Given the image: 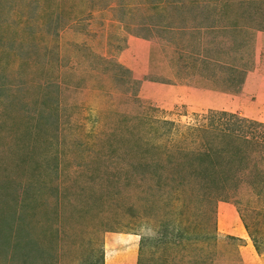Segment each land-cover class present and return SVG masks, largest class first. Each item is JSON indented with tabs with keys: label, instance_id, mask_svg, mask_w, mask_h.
Segmentation results:
<instances>
[{
	"label": "rangeland",
	"instance_id": "1",
	"mask_svg": "<svg viewBox=\"0 0 264 264\" xmlns=\"http://www.w3.org/2000/svg\"><path fill=\"white\" fill-rule=\"evenodd\" d=\"M258 34L264 0H0V264L264 255Z\"/></svg>",
	"mask_w": 264,
	"mask_h": 264
},
{
	"label": "crops",
	"instance_id": "2",
	"mask_svg": "<svg viewBox=\"0 0 264 264\" xmlns=\"http://www.w3.org/2000/svg\"><path fill=\"white\" fill-rule=\"evenodd\" d=\"M257 37H264V34L260 35L258 34ZM255 46V45H254ZM258 48V50L260 51L261 48L260 46H255ZM260 55V54H258ZM259 62H257L256 65H258ZM256 70H258V68L256 67ZM224 229L227 227H223ZM240 229L238 234L244 238L246 237V233H245V229L243 228L242 225H240ZM117 236V235H116ZM121 239L120 240H116L114 241V236H112L110 238V240H106L105 244H104V259L106 260V263H108V260H110V263H120V264H135L134 260L135 257L137 255V246L135 245L134 242H136V239L134 240V235H128L127 236H123L120 235ZM119 246V248H123L122 252H120L119 248H117ZM113 247H115L113 249ZM109 252H106V251ZM238 256H239V262L240 264H264V255H260L259 253H257L252 245V243L245 239V240H241V244L238 245ZM109 255V259H106V257ZM109 264V263H108Z\"/></svg>",
	"mask_w": 264,
	"mask_h": 264
},
{
	"label": "bare ground",
	"instance_id": "3",
	"mask_svg": "<svg viewBox=\"0 0 264 264\" xmlns=\"http://www.w3.org/2000/svg\"><path fill=\"white\" fill-rule=\"evenodd\" d=\"M221 225V224H220ZM223 226V225H222ZM223 227H225V226H223Z\"/></svg>",
	"mask_w": 264,
	"mask_h": 264
}]
</instances>
